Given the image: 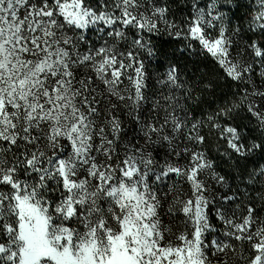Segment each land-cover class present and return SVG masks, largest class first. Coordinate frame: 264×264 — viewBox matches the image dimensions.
<instances>
[{
  "label": "snow or ice",
  "instance_id": "snow-or-ice-1",
  "mask_svg": "<svg viewBox=\"0 0 264 264\" xmlns=\"http://www.w3.org/2000/svg\"><path fill=\"white\" fill-rule=\"evenodd\" d=\"M250 2L241 27L232 0H192L180 23L160 0H0V264H264V0ZM164 33L251 90L197 114L173 63L156 98L142 56ZM241 109L261 138L230 122Z\"/></svg>",
  "mask_w": 264,
  "mask_h": 264
},
{
  "label": "trees",
  "instance_id": "trees-1",
  "mask_svg": "<svg viewBox=\"0 0 264 264\" xmlns=\"http://www.w3.org/2000/svg\"><path fill=\"white\" fill-rule=\"evenodd\" d=\"M160 2L167 3L170 8L169 17L175 19L178 23L191 14L192 0H160ZM208 2L209 0H199L201 6L206 5ZM232 3V13H229L232 17L231 25L235 26L239 24L241 27H244L247 24L246 17L251 11V2L250 0H232ZM89 39L97 47L103 43L95 32H90ZM150 39L151 45L155 50V56L148 57L147 54H144L142 58L148 67L151 93H154L156 98L162 99V94L169 91L167 88H161L156 81L164 78L167 68L173 63L179 64L181 70L184 72L182 79L188 82V85L194 89L196 97L199 98V103L195 106L197 114H207L215 111L217 107L222 106L225 98L229 102L239 100V94H242L241 90L246 87L251 90L250 85L239 84L229 80L219 65L209 55L200 51L198 43L192 41L194 51L189 50L181 53L176 50L184 48L188 43L186 40H176L167 33L153 36ZM259 71L260 68L257 66L253 73V79L256 81L258 87L262 83L260 77L257 75ZM209 82H211L212 87L206 89L204 85ZM234 93L237 95H233ZM114 102L118 103V101ZM188 103L191 107L192 101ZM246 115L247 113L241 109L239 114L235 116V119L230 122L237 123L242 121L248 125V128L245 130V135L250 134L253 137L261 138V133L257 130L255 122L249 123V120L245 119ZM122 119L127 122L126 116H122ZM217 147L216 138L212 136L207 151L213 158L217 159L221 165V172L227 173L230 171L228 162L225 158L219 156ZM251 163H264V160L252 157L250 158V166ZM229 179L231 181V177Z\"/></svg>",
  "mask_w": 264,
  "mask_h": 264
},
{
  "label": "rangeland",
  "instance_id": "rangeland-1",
  "mask_svg": "<svg viewBox=\"0 0 264 264\" xmlns=\"http://www.w3.org/2000/svg\"><path fill=\"white\" fill-rule=\"evenodd\" d=\"M92 33H93V32H92ZM89 34H90V32H89ZM89 34H88V35H89ZM194 42H195V41H194ZM196 43H197V42H196ZM234 55H235V54H234ZM100 87L103 88V85H100ZM187 188H188V186L186 187V185H184V190H185V191H187ZM245 247H247V246H245Z\"/></svg>",
  "mask_w": 264,
  "mask_h": 264
}]
</instances>
